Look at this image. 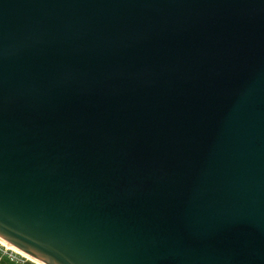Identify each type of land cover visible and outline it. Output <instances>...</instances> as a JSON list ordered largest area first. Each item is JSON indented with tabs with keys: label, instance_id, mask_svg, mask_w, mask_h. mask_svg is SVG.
Instances as JSON below:
<instances>
[{
	"label": "water",
	"instance_id": "obj_1",
	"mask_svg": "<svg viewBox=\"0 0 264 264\" xmlns=\"http://www.w3.org/2000/svg\"><path fill=\"white\" fill-rule=\"evenodd\" d=\"M0 240L264 264V0H0Z\"/></svg>",
	"mask_w": 264,
	"mask_h": 264
},
{
	"label": "built area",
	"instance_id": "obj_2",
	"mask_svg": "<svg viewBox=\"0 0 264 264\" xmlns=\"http://www.w3.org/2000/svg\"><path fill=\"white\" fill-rule=\"evenodd\" d=\"M2 260H6L11 264H26L25 260L21 256L11 252L10 250L0 245V264Z\"/></svg>",
	"mask_w": 264,
	"mask_h": 264
},
{
	"label": "bare ground",
	"instance_id": "obj_3",
	"mask_svg": "<svg viewBox=\"0 0 264 264\" xmlns=\"http://www.w3.org/2000/svg\"><path fill=\"white\" fill-rule=\"evenodd\" d=\"M0 245L4 246L6 249L10 250L11 252L21 256L22 258L26 259L27 261L28 260H32L34 262H36L37 264H43L29 256H27L26 254L22 253L21 251L17 250L16 248L12 247L11 245L7 244L6 242L0 240Z\"/></svg>",
	"mask_w": 264,
	"mask_h": 264
},
{
	"label": "rangeland",
	"instance_id": "obj_4",
	"mask_svg": "<svg viewBox=\"0 0 264 264\" xmlns=\"http://www.w3.org/2000/svg\"><path fill=\"white\" fill-rule=\"evenodd\" d=\"M2 247H4V246H2ZM24 259V258H23ZM25 260V263L26 264H37L36 262H34V261H32V260H26V259H24Z\"/></svg>",
	"mask_w": 264,
	"mask_h": 264
},
{
	"label": "trees",
	"instance_id": "obj_5",
	"mask_svg": "<svg viewBox=\"0 0 264 264\" xmlns=\"http://www.w3.org/2000/svg\"><path fill=\"white\" fill-rule=\"evenodd\" d=\"M1 264H11V263H8L6 260H2Z\"/></svg>",
	"mask_w": 264,
	"mask_h": 264
}]
</instances>
